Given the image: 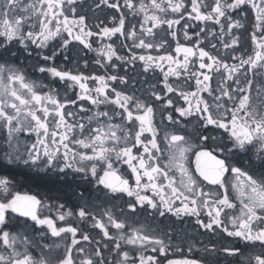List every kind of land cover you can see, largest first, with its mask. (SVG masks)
<instances>
[{"label": "snow or ice", "instance_id": "snow-or-ice-1", "mask_svg": "<svg viewBox=\"0 0 264 264\" xmlns=\"http://www.w3.org/2000/svg\"><path fill=\"white\" fill-rule=\"evenodd\" d=\"M209 257L264 264V0H0V264Z\"/></svg>", "mask_w": 264, "mask_h": 264}, {"label": "flooded vegetation", "instance_id": "flooded-vegetation-1", "mask_svg": "<svg viewBox=\"0 0 264 264\" xmlns=\"http://www.w3.org/2000/svg\"><path fill=\"white\" fill-rule=\"evenodd\" d=\"M24 190L32 191L33 189H30L27 186H25V189ZM41 191H44V189L42 188ZM189 232L191 233V228L190 227H189ZM192 234L195 235L198 239L203 240L205 243L208 242V239L209 238H208L207 235L201 236L198 233H192ZM216 241H217V243H220L221 242L219 237L216 238ZM223 243H229V241H223ZM215 259H216V257H209L210 264H214ZM219 259L221 261H223L224 258L221 255V256H219ZM229 259H233V264H237V261H235L234 258H229Z\"/></svg>", "mask_w": 264, "mask_h": 264}, {"label": "rangeland", "instance_id": "rangeland-1", "mask_svg": "<svg viewBox=\"0 0 264 264\" xmlns=\"http://www.w3.org/2000/svg\"><path fill=\"white\" fill-rule=\"evenodd\" d=\"M45 82H47V81H45Z\"/></svg>", "mask_w": 264, "mask_h": 264}]
</instances>
